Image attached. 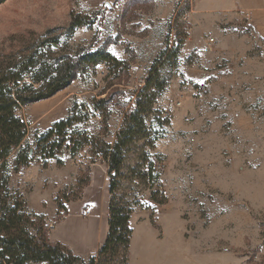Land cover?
I'll use <instances>...</instances> for the list:
<instances>
[{"label": "rangeland", "instance_id": "374dc122", "mask_svg": "<svg viewBox=\"0 0 264 264\" xmlns=\"http://www.w3.org/2000/svg\"><path fill=\"white\" fill-rule=\"evenodd\" d=\"M72 14L92 23L69 32ZM164 18L157 54L133 67L134 37L146 33L152 19ZM179 41L177 56H163L153 71L163 89L155 91L145 118L152 129L124 154L115 199L132 211L124 264H264V0H7L0 5V73L29 58L36 64L23 80L31 83L34 76H47L57 59L80 49L105 46L109 53L118 44L125 54V61H118L127 69L89 67L53 97L16 110L27 125L26 147L72 109L82 118L73 127L77 131L92 135L87 128H95L99 135L105 120L106 142L109 126L114 129L120 120V127L133 107L154 60ZM104 98H109L105 119L90 109L93 100ZM90 151L63 150V170L64 164L43 168L34 160L32 168L10 172L8 182L28 212L49 216L39 215L48 239L69 249L80 264L97 258L108 233L103 193L89 194V210L78 203L90 183V166H106ZM16 152L7 160L10 170ZM160 163L165 171L158 174ZM156 184L166 195L156 192ZM56 201L64 206L58 216ZM112 264H123L122 259Z\"/></svg>", "mask_w": 264, "mask_h": 264}, {"label": "trees", "instance_id": "16d2710c", "mask_svg": "<svg viewBox=\"0 0 264 264\" xmlns=\"http://www.w3.org/2000/svg\"><path fill=\"white\" fill-rule=\"evenodd\" d=\"M5 1L7 0H0V5ZM91 23L86 16L72 14L68 31L73 32L76 28L89 26ZM177 32L179 34V31ZM178 34L176 33V38H179ZM182 44L179 41L171 53L165 50L154 60L144 85L136 92L133 107L123 114L113 145L103 140L107 133L105 120L102 123V133L97 136L73 129L82 118L74 115L75 110L72 109L65 119L54 122L43 133H36L34 144L26 147L24 142L27 125L15 116L16 110L47 100L66 89L76 79L77 74L89 67L105 64L109 69H127V65L111 56L105 46L95 51L80 49L72 57L57 59L56 67L47 75L49 77L34 76L31 83L23 80V75L28 74L36 64L29 58L0 73V264H80V260L65 246L50 242L44 217L28 212L22 195L17 191H10L8 182L10 172L18 174L20 170L28 168L34 160L43 168L47 167L49 160H54L57 167H62L60 157L63 150L75 155L85 147L91 148L90 154L95 160L100 156V159L106 162L109 181L108 233L97 258L89 259L87 264H112L118 257L125 263L132 235V211L128 205L115 201L124 154L133 142L147 132L144 123L154 105L157 96L155 91L163 89V82L158 79L156 72L153 73L154 69L163 56L176 57ZM35 85L37 87H34ZM108 103L109 98L93 100L90 109L98 110L105 119ZM15 150L17 152L10 170L7 160ZM80 182L76 179L77 184ZM72 200H79V197ZM68 201L70 200L66 198L65 202ZM55 203L58 216L64 206L57 201Z\"/></svg>", "mask_w": 264, "mask_h": 264}, {"label": "crops", "instance_id": "0c3cea01", "mask_svg": "<svg viewBox=\"0 0 264 264\" xmlns=\"http://www.w3.org/2000/svg\"><path fill=\"white\" fill-rule=\"evenodd\" d=\"M98 1H103V0H98ZM151 22H152V25H148V30L146 31V33L142 34V36H140L139 34L136 35L132 41V45L130 46V48H133L135 50L134 52L136 53V59L134 60V65H132L133 67H135V65L139 66L141 63L144 65L148 64L154 58V56L157 54V52H158L157 50L159 49V47L162 44L161 43L162 37H163V34L166 30V27H165L166 19L164 18V19L157 20V21L152 19ZM108 51L117 60L125 61L124 51L121 49V47L118 44H114V45L110 46V48H108ZM141 84L143 85L144 82L142 81ZM141 84H139L140 87H142ZM57 121H58V119L51 121V123L44 129L47 130L54 122H57ZM89 124H87V127ZM119 125H120V120H119L118 126H116L114 129H112V127L109 126L108 135L110 134V138L108 140H106V142L108 144H111V145L113 144L114 136H115V134L119 128ZM87 130L92 135L98 134V130L95 128H93L92 131H90L89 128H87ZM69 158L72 159L70 156H69ZM61 160L64 164V167L60 168V170L61 169L63 170V169H65V165L67 166V163H66L67 161H65V158L63 156H62ZM47 164L50 167L54 166L55 161L49 160L47 162ZM31 165L32 164H30V168H32ZM55 169H57V168H55ZM45 170H47V169H45ZM48 170H50V168H48ZM98 178L100 179L99 185L96 182V180H98ZM108 185H109V181H108L107 174H106V166L104 164L103 165L102 164H92L90 166V183L84 188L82 198L78 203L81 205V207H86L89 210V207H91L89 202L93 203V201H90L88 199V196H89V194H90V196L93 195L94 192L98 189V191L103 193V195L105 196V204H106V207H108V203H109V195L107 192ZM104 192H105V194H104ZM32 212L35 215H43L46 218H49V216L46 215V213H43V211H33L32 210Z\"/></svg>", "mask_w": 264, "mask_h": 264}, {"label": "built area", "instance_id": "2783aa9c", "mask_svg": "<svg viewBox=\"0 0 264 264\" xmlns=\"http://www.w3.org/2000/svg\"><path fill=\"white\" fill-rule=\"evenodd\" d=\"M197 97H198V98H201V97H202V94H199ZM176 106H179V104H176ZM168 116H169L168 112L164 113V117H168ZM92 118H93L94 120H97V121H99V120L101 119L100 115H98V114H93ZM144 128H145L146 131H151L152 126H151L150 123L145 122V123H144ZM155 171H156L158 174L163 173V172L165 171V164H164V163H160V164H158V165L155 167ZM155 190H156V192H157L159 195H163V196L166 195V191L164 190V188L162 187L161 184H156V186H155Z\"/></svg>", "mask_w": 264, "mask_h": 264}]
</instances>
